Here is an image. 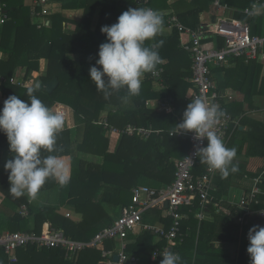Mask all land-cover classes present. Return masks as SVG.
Returning <instances> with one entry per match:
<instances>
[{
  "label": "trees",
  "instance_id": "1",
  "mask_svg": "<svg viewBox=\"0 0 264 264\" xmlns=\"http://www.w3.org/2000/svg\"><path fill=\"white\" fill-rule=\"evenodd\" d=\"M50 1L62 2L63 8L83 9V16L79 21L71 20V33L64 27L70 20L59 12H50L47 15L50 24L38 26L40 19L34 20L35 17L39 18L34 15V12L41 10L38 6L28 7L24 0H0V20L4 18L0 23V76L4 78L0 80V108L10 95L15 94L22 100L27 99L26 90L29 86L12 83L9 79L15 76L25 81L33 72L39 71L40 60L47 61L45 74L40 77L41 87L35 95L50 109L56 103L69 105L73 109L80 132L76 140V130L73 133L72 129H63L57 135V151L51 153L61 159L70 157L72 160L73 157L69 169L70 181L61 187L50 179L39 191H50L58 187L63 199L61 205L39 204L32 200L28 203L27 196L14 198L9 193L8 173L0 167V194L3 197L0 207V230L40 233L42 225L49 222L61 229L67 237L88 241L103 226L112 223L113 215L109 213L110 209L124 207L131 202L133 187L139 184L147 185L151 180L153 185L159 186H147L159 189L173 181L174 158L182 159L190 148L186 136L170 135L169 130L174 128L178 120L182 121L183 111L190 103L183 100L186 89L191 85L187 80L191 76V58L189 52L181 47V58L168 57L166 48L169 44H163L157 49L161 59H166L165 63L160 64L163 72L156 78L163 85L159 90L154 87L155 78L151 71L142 76L139 95L128 96L127 90L121 89L105 99L103 93L97 91L89 75L90 67L95 65V60L98 59L99 45L106 41L101 27L117 22L119 15L129 8H143L140 1ZM254 1L222 0L236 9L233 13L235 19L249 24L251 34H263L264 12L255 16L243 12ZM167 2L169 0L148 1L152 9L162 14L164 27L168 26L167 18L173 14L192 29L208 27L200 21V16L212 9V0H174L172 4ZM97 7L100 8L98 18L92 27ZM169 9L173 12L168 11ZM180 34L186 33L172 28L168 35L161 33L145 43L146 46L155 47L165 38L175 42ZM178 42L176 39L173 45H178ZM203 46L221 49L224 40L211 34L203 42ZM230 63L235 66H226ZM228 64L211 65L210 71L213 80L216 73L219 75L216 83L218 90L233 87L243 94L241 101H221L231 114L238 116L246 112L245 106L248 109L258 107L254 102L255 96L264 97V76H261L263 62L231 57ZM222 72L224 75L220 78ZM54 77L58 83L51 92L47 91L45 86ZM158 98L171 99L175 112L170 114L146 105L148 100ZM104 110L107 111L106 120L110 126L122 127L130 123L152 126L155 129L162 128L163 131L160 134H151L146 139L136 135H120L117 147L111 151L108 149V137L105 135L107 128L99 123ZM244 120H241V124L245 128L241 130L237 126L227 146L236 149L234 163L238 166V171L226 179H221L219 172L215 175L214 187L210 190L212 199L203 209L209 216L202 219L197 217L196 214L202 210L199 198H195L192 205L180 208L185 215L181 221V232L185 237L175 249L183 264H250L247 233L253 225L264 226V219H253L248 224L240 225L236 219L240 218L244 211L226 198L235 187L243 191L250 189L248 180L243 184L245 178L261 175L258 183L261 193L256 196L257 203L252 202L249 207L252 210L264 208V122L250 118ZM8 150L7 137L0 132V153ZM79 153L95 155L101 160L93 162L80 159ZM49 154L43 153L45 156ZM237 157H244L245 160H239ZM252 158L263 161L256 170L247 167L246 160ZM205 166L207 165L199 163L198 159L193 173L200 174ZM22 204L27 205V216L18 213ZM61 208L79 213V219L65 215ZM147 211L154 215L155 223L164 228L170 226L171 219L163 213L165 208L162 204H156ZM2 212L5 215L2 216ZM128 235L127 253L138 257L137 264H150L152 251L166 244L165 240L160 239L154 232L142 228L137 234ZM103 246L112 248L114 241L107 240ZM16 254L18 260L15 264H38L42 259L47 261L45 264H102L100 250L97 248H85L75 258H67L61 248H37L32 245L18 248ZM0 264H8L7 256L1 248Z\"/></svg>",
  "mask_w": 264,
  "mask_h": 264
},
{
  "label": "built area",
  "instance_id": "2",
  "mask_svg": "<svg viewBox=\"0 0 264 264\" xmlns=\"http://www.w3.org/2000/svg\"><path fill=\"white\" fill-rule=\"evenodd\" d=\"M143 8H151L148 5L149 0H139ZM222 0H212V4L218 8H222ZM49 0H35L34 5L41 10L34 12V15L40 17V25L49 24L47 15L50 13ZM264 8V0H255L251 7L244 12L254 15ZM4 18L0 20V23ZM169 28L174 27L179 32L188 34L189 41L185 44L186 50L191 58V76L190 82L194 90L190 100L196 97L202 98L206 103L217 105L222 111L223 116L214 126V131L224 142L227 147L235 128L239 125V116L231 114L221 101L228 98L225 92L218 90L211 76L210 66L219 63H228L231 57L244 58L249 60H264V34H251L249 24L235 18H221L215 24L206 28L198 27L192 29L184 25L176 15H170L167 18ZM209 34H215L224 40V46L221 49L205 48L203 46ZM156 67L151 75L159 78L163 72L162 66ZM4 78L0 76V80ZM10 82L16 84L27 85L21 78L11 77ZM53 111H60L64 114V107L61 104H55ZM99 123L111 134L139 136L148 138L151 134H160L162 130L155 129L152 126H137L135 124H126L122 127L110 126L106 119H100ZM176 129L169 132L170 135L186 136L190 143V148L186 155L175 162L174 179L171 184L156 189L145 184H139L132 188L131 202L122 207L120 216L116 218L110 225L99 230L90 240H76L67 237L64 232L46 222L42 225L40 233L4 230L0 232V248L6 254L8 264H15L18 260L16 251L20 247L35 246L37 248H61L65 252L67 258H75L76 255L85 248H97L100 250L103 264H137L138 257L127 253L125 240L128 233L134 231L138 226L143 230L154 232L160 239H164L166 244L156 247L150 255V264H160L163 259L160 253L171 250L178 253L175 249L178 243L183 241L185 237L181 232V221L185 215L180 211L181 206L192 205L195 198H199L202 205L201 212L197 213V217L202 219L207 216L204 212V206L212 197L210 190L213 188V179L218 173L216 170L205 166L204 170L195 175L193 169L196 166L198 157L194 155L198 147L207 145L206 138L197 139L193 131L180 130L175 133ZM249 181L250 189L242 191L237 197L235 204L244 213L237 218L240 225L248 224L251 220L264 219V208L252 210L249 206L252 202L257 203L256 196L261 193L258 183L261 175L253 178H246ZM31 199L28 200V203ZM165 215L171 219L168 228L152 224H142V214L149 207L156 204H164ZM18 213L22 216L28 215L27 205L22 204ZM68 216V214H67ZM112 240L118 242L117 250L107 249L103 246L104 242ZM117 255V260H114ZM155 257V258H154Z\"/></svg>",
  "mask_w": 264,
  "mask_h": 264
},
{
  "label": "clouds",
  "instance_id": "3",
  "mask_svg": "<svg viewBox=\"0 0 264 264\" xmlns=\"http://www.w3.org/2000/svg\"><path fill=\"white\" fill-rule=\"evenodd\" d=\"M163 17L152 8H129L112 25H103L101 33L106 41L99 45L98 59L89 69L90 80L97 91L107 99L113 92L127 90L128 96H137L142 86V76L153 71L161 62L158 48L146 46L162 33ZM102 66V67H97ZM41 85L35 83L26 90L27 99L10 95L0 108V132L7 137L10 159L4 164L8 173L9 193L14 198L27 196L35 200L40 189L48 180L56 181L61 187L70 181L65 161L57 155V135L65 125L64 114L53 111L35 93ZM223 116L215 104L202 98L191 99L176 125L180 130L193 131L197 139L207 140V145L198 147L194 153L199 163L219 172L221 179L238 171L234 163L235 148H227L223 140L212 129ZM44 152L50 153L43 155ZM247 253L250 264H264V226L253 225L247 233ZM160 264H183L179 254L171 250L160 253ZM155 258V257H154Z\"/></svg>",
  "mask_w": 264,
  "mask_h": 264
},
{
  "label": "crops",
  "instance_id": "4",
  "mask_svg": "<svg viewBox=\"0 0 264 264\" xmlns=\"http://www.w3.org/2000/svg\"><path fill=\"white\" fill-rule=\"evenodd\" d=\"M34 1L35 0H24V4L27 5L28 7H34ZM172 1H174V0H169V2H167V4H172L173 3ZM221 3H222V8L221 9L216 8L212 4L211 5L212 6V9L211 10L209 9V11H205V12H203L201 14L200 21L204 25L211 26V25L215 24L219 19H221L223 17L224 18H229V17L230 18H234L233 17V13H234V11L236 9L234 7L228 5L227 3H224V2H221ZM252 4L250 6H247L246 8L251 7ZM49 9H50V12H52L51 14L58 13L59 12V13L62 14V16L66 17L67 19L70 20V21H68L66 23V25H64L66 31L69 32V33H71V30H73V24L71 23V20L79 21L82 18V16H83V9H80V8H72V7H70V8L69 7L68 8H66V7L63 8L62 7V2L50 1L49 2ZM99 9L100 8L97 7L96 12H95V16H94V19H93V22H92V27L95 26V23L97 21V18H98L97 17V14H98ZM244 10H243V12H244ZM168 11L173 12V10H171V9H169ZM263 12H264V8H262L261 10H259V12L257 14H254V15L248 14L246 12H244V13L245 14H248V15H251V16H255V15H258V14H262ZM39 19H40V17L39 18L38 17H35L34 18L35 21L36 20L38 21ZM49 24H50V21H49ZM172 28H174V27H172ZM172 28H169L168 26L167 27L166 26L165 27L163 26L162 33L168 35L170 33V30ZM210 35L211 34H209V36ZM209 36H208V38H209ZM176 39H177V41L179 40L178 45H177V43L175 45H173L176 42ZM176 39H175V42H174L173 39H167V38H165V40H163V44H169V47L166 48L167 49V56L168 57H171L173 59H179V58L182 57V53L180 52L181 51L180 50V47H181L182 50H184V51L186 50V48H185L184 45L188 43L189 37L186 34H180ZM70 56L73 57L74 55H70ZM164 59H161V62L162 63H165L166 62V59L165 60ZM260 61L263 62L261 76H264V60H260ZM45 62L46 61L44 59L40 60V66H39V71L40 72L43 71L42 67L44 66V63ZM226 64H228V63H226ZM226 66H229L230 68H233L235 66V64L234 63H230V64H228ZM22 74H23V72L19 75V77H21ZM36 75H34L33 77H30L29 79H27V80L24 81L27 84V86L31 87L35 83H39V84L41 83L40 77H41L42 74H38L37 73ZM223 75H224V72H222V74L220 75V78ZM214 76H215L214 77V82L216 81L215 82V84H216L217 83V79L219 78V75L216 73ZM187 80L190 82V77L187 78ZM162 86L163 85L160 83V81L159 80H156V78H155V81H154V87H155V89L156 90H159V88L162 87ZM193 90H194V87H193V85L191 83V85L185 91L184 100H183L185 103L187 101H188V103L191 102L190 97H191V94H192ZM221 91H223L227 95H229V97L226 98V99H224L223 102H229V101H232L234 99L241 101L243 99V94L240 93L239 91H236L235 89H233V87L221 88ZM171 102H172V100L169 99V98H164V99L158 98V99L148 100L146 102V105L148 107L155 108V109H157L159 111L160 110H163L166 113L172 114V113L175 112V106ZM254 102H256L255 104L258 107H255L254 109H248L247 106H245L246 112L244 114L238 115L240 117L239 125L238 126H239V128L241 130L245 128L241 124V120L242 119L244 120L245 118H250L252 120H258V121H263L264 122V97H262L260 95H257V96L254 97ZM56 104H61V103H56ZM61 105H63V107H64V117H65V125H64V128L63 129H67V128L72 129L73 133L76 130L75 131V138L77 140L79 138V133L80 132H79V129H78L76 120H75V115L73 113V109L69 105H66V104H61ZM106 116H107V111L104 110L101 113V115H100V119H106ZM180 122L181 121L178 120V122L174 125V128H171L169 130V132L172 131V130H174V129H176V125L179 124ZM160 130L163 131L162 128ZM105 135L108 137V149L111 150V151L115 150V148L118 145L119 137L120 136H118L116 134H111L108 130H106V134ZM176 136L177 137H182V136H178V135H176ZM5 152L0 153V167L1 166L4 167V164H5L6 160L11 158V155H10L9 150L8 151H5ZM3 153H5V154L3 155ZM78 157L80 159L91 160L93 162H98V161L101 160L100 157H98V156L91 155V154H86V153H79ZM237 158L239 160H245L244 157H237ZM62 159L65 161L66 167L68 168V171H69L70 166H71V162H73V157H72V160H71L70 157L69 158L68 157H63ZM174 160H175L174 161V165H175V162L177 160H179V159L178 158H174ZM246 161H247V167L249 169H251V170H256L259 166H261L263 164V161L260 160V159H258V158H252V159H248ZM244 180L245 181L243 182V184L247 182V179L246 178ZM152 183H153V181L149 180L148 185L153 186V187H158L159 186V185H153ZM213 187H214V184H213ZM242 191H243L242 189H240L238 187H235L234 189H232L230 191L229 195L226 198L228 199L229 202H231V201L235 202L236 199H237V197L239 196V194H241ZM0 199H1V203H0V207H1L2 200H3L2 195L0 196ZM32 201H35L36 203H39V204H58V205H61L63 203V199L61 198V192H60V189L58 187H55L54 189H52L50 191H41V192H39L37 198L35 200H32ZM106 208L107 207L105 206V209ZM121 209H122V207H118V208H115L114 210H111V209L109 210V213H111L113 215V221L120 216ZM60 210H62L65 215L68 214V216H72L75 219H79V217H80V214L79 213H74L70 209L61 208ZM147 210H145L143 212V214H142V222L141 223L142 224H152V225L160 226L159 224H157V223L154 222V220H155L154 219V215H152L151 213L150 214L147 213L148 212ZM163 213L165 214V211ZM3 215H5V214H3V212H2V216ZM207 216H209V213L208 212H207ZM236 221H237V219H236ZM108 225H110V224H108ZM108 225H105L102 228H104V227H106ZM4 230H7V229H2L0 231L2 232ZM140 230H141V227L138 226L134 231H131L129 233L137 234ZM157 240H159V238H157ZM128 242H129V240H126L125 241L126 247L129 244ZM118 244H119L118 242L114 241V247L107 248V249L117 250L118 249V246H119ZM46 262L47 261L45 259H42V260L39 261L38 264H45ZM102 264H103V262H102Z\"/></svg>",
  "mask_w": 264,
  "mask_h": 264
},
{
  "label": "water",
  "instance_id": "5",
  "mask_svg": "<svg viewBox=\"0 0 264 264\" xmlns=\"http://www.w3.org/2000/svg\"><path fill=\"white\" fill-rule=\"evenodd\" d=\"M57 83H58V80L56 77H54L51 81H49L46 84V86H45L46 90L51 92L56 87ZM163 206L166 207L167 202H164ZM113 258H114V260H117V255H114Z\"/></svg>",
  "mask_w": 264,
  "mask_h": 264
},
{
  "label": "rangeland",
  "instance_id": "6",
  "mask_svg": "<svg viewBox=\"0 0 264 264\" xmlns=\"http://www.w3.org/2000/svg\"><path fill=\"white\" fill-rule=\"evenodd\" d=\"M261 35V34H260ZM74 57V56H73ZM44 67V68H43ZM42 67V69H43V71L42 72H40V71H38V72H33L32 73V75H31V77H33L34 75H36L37 73L38 74H45V71H46V68H47V61L44 63V66ZM37 76V75H36ZM6 153V152H5ZM5 153H3V155L5 154ZM2 155V156H3ZM2 167V166H1ZM2 168H4V167H2ZM148 185V184H147ZM1 196V195H0ZM235 201V200H234ZM0 203H1V199H0ZM1 232V231H0Z\"/></svg>",
  "mask_w": 264,
  "mask_h": 264
}]
</instances>
